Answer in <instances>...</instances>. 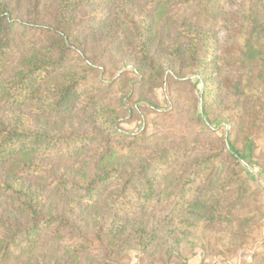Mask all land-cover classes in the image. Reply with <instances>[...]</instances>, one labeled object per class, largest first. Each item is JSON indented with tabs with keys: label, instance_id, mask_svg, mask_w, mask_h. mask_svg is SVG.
<instances>
[{
	"label": "trees",
	"instance_id": "16d2710c",
	"mask_svg": "<svg viewBox=\"0 0 264 264\" xmlns=\"http://www.w3.org/2000/svg\"><path fill=\"white\" fill-rule=\"evenodd\" d=\"M115 1L117 14H127V2ZM170 1L149 0V6L157 9ZM223 1L228 2L180 0L179 8L194 11L197 24L183 23L188 29L180 33L182 43L165 49L175 62L200 72L214 66L216 49L209 46L216 45L213 25L224 16ZM59 2L60 17L51 28L37 22L34 9L20 20L19 0H0V264L22 259L26 264H126L122 259L131 250L140 254L135 264H184L195 246L206 251L212 241L227 249L239 246L259 216L247 180L236 171L252 158V143L247 139L240 150L227 138L228 164L196 156L197 145L146 148L156 137L142 139L122 130L117 115L92 93L102 84L90 88L92 68L81 55L84 39L74 33L70 16L94 0ZM236 15L238 24L227 22L225 30H237L230 38L240 43L243 64L255 70L258 86L254 82L246 92L245 80L232 85L239 115L231 131L247 122L258 128L264 121V0H241ZM149 33L145 24L136 37L143 62L152 47ZM143 70L144 65L136 68ZM205 75L199 96L203 116L211 103L222 104L230 95L220 82L212 92L213 70ZM80 118L87 129L66 126ZM132 158L136 163L127 165ZM68 163L63 169L54 166ZM5 198L12 206L4 207ZM158 209L165 217L149 223L147 215ZM88 216L94 219L91 234ZM46 249L61 255L49 263L33 257Z\"/></svg>",
	"mask_w": 264,
	"mask_h": 264
},
{
	"label": "rangeland",
	"instance_id": "374dc122",
	"mask_svg": "<svg viewBox=\"0 0 264 264\" xmlns=\"http://www.w3.org/2000/svg\"><path fill=\"white\" fill-rule=\"evenodd\" d=\"M125 1L128 13L120 16L115 11V0H94L91 5L79 6L70 16L74 33L84 39L81 55L92 68L90 88L97 83L102 84L100 91L92 93L98 95L100 102L117 115L120 121L118 126L122 130L139 134L142 139L155 136L154 143L145 144L148 149L197 145L199 151L196 156H213L218 163L228 164L227 138L240 150L245 149L248 139L247 142L253 145L252 158L239 164L236 171L247 180L250 198L259 213L258 220L250 225L251 234L239 246L229 249L220 244L214 245V241L213 247L206 246L207 251L201 246H195L185 254L184 264H264V121L258 128L251 127L252 122H247V125L241 123L242 126H236L231 131V123L238 114L236 108H239L236 102L239 96L232 95V85L239 79L245 80L242 91L246 92L251 91L254 82L258 86L254 79L255 70L243 64L240 43L230 38L237 30H225L227 22L238 24L236 13L241 0L222 2L224 16H220L213 25L216 45L211 43L209 46L216 49L214 66L201 67V72L191 66H181V63L175 62L174 54L170 55L165 50L182 43L180 33L188 29L182 28L183 23H186L185 26L190 22L197 24L194 11L180 9V0L166 2L157 9L149 6V0ZM35 2L19 0L17 17L25 19L34 9L38 13V23L54 28L60 17L59 0H37L36 7ZM145 24L150 29L152 47L149 57L143 62L136 53L135 43L138 29ZM109 25H112L111 29ZM187 39L183 41L187 42ZM142 65L144 70L136 71ZM212 70V92L220 82L224 93L229 89L230 95L223 97L222 104L211 103L203 116L199 101L203 88L201 81L206 80L205 74L208 75ZM149 73L154 75L152 80L147 78ZM261 92L264 96V84L261 85ZM149 104L156 107L155 112ZM66 126L73 131L87 129L86 121L82 118ZM135 163V158L127 161V165ZM68 165L54 164L61 169ZM49 201L57 203L55 198ZM3 205L12 206V203L5 198ZM164 214L165 211L160 209L148 214L149 223L163 220ZM85 223L87 233L91 234L94 223L92 216L86 217ZM60 255L52 249H46L36 250L33 257L49 263ZM139 256L138 252L131 250L122 262L135 264ZM172 261L178 262L175 259ZM11 264H26V260Z\"/></svg>",
	"mask_w": 264,
	"mask_h": 264
}]
</instances>
